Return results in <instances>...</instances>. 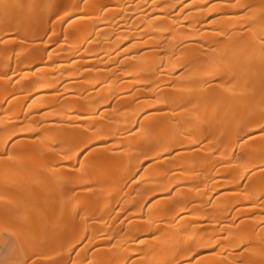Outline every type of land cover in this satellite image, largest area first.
Returning <instances> with one entry per match:
<instances>
[{"label":"bare ground","instance_id":"1","mask_svg":"<svg viewBox=\"0 0 264 264\" xmlns=\"http://www.w3.org/2000/svg\"><path fill=\"white\" fill-rule=\"evenodd\" d=\"M261 125L264 0H0L9 259L264 264Z\"/></svg>","mask_w":264,"mask_h":264},{"label":"snow or ice","instance_id":"2","mask_svg":"<svg viewBox=\"0 0 264 264\" xmlns=\"http://www.w3.org/2000/svg\"><path fill=\"white\" fill-rule=\"evenodd\" d=\"M219 35H222V33H219ZM83 119V117H81ZM137 124L140 122L137 121ZM76 127H79V125H74ZM136 130H139L137 128ZM90 131L88 128H84L83 131L79 133V136L81 139L73 145L72 148L69 149V151L74 152V155L77 158V163H79V157L87 156L90 152L93 151V149L96 147V142L92 141L88 138L87 133ZM260 132L264 133V125L260 126ZM100 159V155L98 154L96 157H90L89 161ZM210 248L212 246H209ZM214 251V248H212ZM0 255H3L5 259L0 260V264H29L28 260L20 261L19 259L12 260L9 259L12 256L16 255V239L14 233H7L3 237H0ZM31 259V258H29ZM35 264H40L39 261H36Z\"/></svg>","mask_w":264,"mask_h":264}]
</instances>
